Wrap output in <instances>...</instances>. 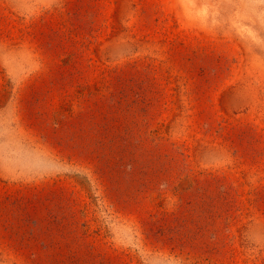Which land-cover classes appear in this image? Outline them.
Segmentation results:
<instances>
[{
	"label": "rangeland",
	"instance_id": "374dc122",
	"mask_svg": "<svg viewBox=\"0 0 264 264\" xmlns=\"http://www.w3.org/2000/svg\"><path fill=\"white\" fill-rule=\"evenodd\" d=\"M0 264H264V0H0Z\"/></svg>",
	"mask_w": 264,
	"mask_h": 264
}]
</instances>
